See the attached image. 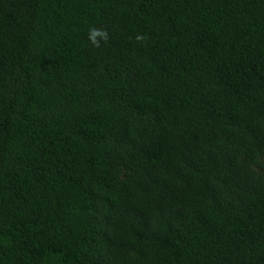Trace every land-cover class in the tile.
I'll list each match as a JSON object with an SVG mask.
<instances>
[{
	"label": "trees",
	"instance_id": "trees-1",
	"mask_svg": "<svg viewBox=\"0 0 264 264\" xmlns=\"http://www.w3.org/2000/svg\"><path fill=\"white\" fill-rule=\"evenodd\" d=\"M0 264H264V0H0Z\"/></svg>",
	"mask_w": 264,
	"mask_h": 264
}]
</instances>
